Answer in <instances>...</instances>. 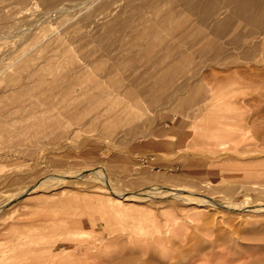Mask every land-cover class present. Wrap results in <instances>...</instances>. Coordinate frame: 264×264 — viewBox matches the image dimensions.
Returning <instances> with one entry per match:
<instances>
[{
    "label": "rangeland",
    "instance_id": "obj_1",
    "mask_svg": "<svg viewBox=\"0 0 264 264\" xmlns=\"http://www.w3.org/2000/svg\"><path fill=\"white\" fill-rule=\"evenodd\" d=\"M51 1H0V35L6 31L0 37V57L4 56L0 76L6 70L13 73L11 62L18 56L25 54L19 62L26 64L0 84L21 85L8 89L11 94L2 97L1 105L7 102L12 107L19 95L25 104L12 112L6 123L9 130L4 131L10 132V138L0 142V149L8 153L0 156V254L6 255L0 264H80L63 257L75 250L74 256H88L84 264H264V33L250 36L245 50L239 46L242 43H228V37L212 44L197 40L187 48L171 41L170 24L165 27L158 21L169 14V1L158 11L136 12L135 27L125 30L109 26L114 17H127L120 0L100 8L98 16L104 17L96 24L86 21L84 12L101 0ZM184 13L178 11L175 18L197 16ZM249 27L244 24L238 30ZM195 29L211 34L202 23L190 31ZM145 30L152 33L148 42L138 37ZM153 31L165 41L154 39ZM151 41L155 50L148 47ZM219 45L232 51L231 56H216L213 51ZM168 46L188 51L197 47L190 60L160 57L163 64L170 61L178 67L163 92L161 72L156 70L153 76L146 71L157 66L148 62L147 54L151 49L152 54H161ZM145 86L151 87L147 93L142 92ZM176 91L179 94H172ZM28 98L40 102L29 115ZM60 98L68 100L59 102ZM50 113L55 120L47 126L42 118ZM176 135L177 144L172 141ZM244 173L251 176L240 177ZM155 184L190 189L209 202L170 205L160 198H133L118 203L119 196L108 187L136 192ZM30 186L39 190L19 193ZM211 198L239 207L222 206ZM26 233L39 238H28ZM127 234L133 236L129 241ZM85 239H97L99 246L89 248L87 254L85 246L76 249V243ZM31 241L36 249L30 247Z\"/></svg>",
    "mask_w": 264,
    "mask_h": 264
},
{
    "label": "bare ground",
    "instance_id": "obj_2",
    "mask_svg": "<svg viewBox=\"0 0 264 264\" xmlns=\"http://www.w3.org/2000/svg\"><path fill=\"white\" fill-rule=\"evenodd\" d=\"M1 1V0H0ZM49 4H51L52 3V1L51 0H46ZM82 1H84V0H82ZM88 1V0H87ZM165 1H169V3H171L170 4V7H167V8H170L168 11H169V14L166 16V15H164V17L163 18H161V19H159L158 21H159V23H161V24H163V25H165V27H168L166 24H170L171 26H170V28H167L168 29V32L169 33H172L174 36H173V38L171 39V41L173 42V43H177V45H182L181 44V42L183 43V45H185V44H187L188 45V47L187 48H192V46H194V44L197 42V40H203L205 43H209V42H211V44L212 43H216V42H219L220 40L219 39H221V38H223V37H228V39H227V42L228 43H242V44H239V46L241 45V48L243 47V50H245L246 49V41H247V39H249V37L250 36H252V35H254L255 33L257 34V33H264V0H120V3H119V7H121V11H122V13H127V17H125V19L124 20H120V18H119V16H117V17H114L110 22H109V26L110 27H112V28H116V29H124L125 30V28L126 27H131L132 29L135 27V25H134V21H132V18H133V16H134V14L136 13V12H138V11H141V10H143V9H155L156 11H158L159 10V8H160V6L165 2ZM97 2V1H96ZM78 3V2H77ZM80 3H81V0H80ZM87 3V2H86ZM110 3V0H101V1H99V3L97 2L96 4H91V5H89L88 6V8H87V10H86V12H84V13H86L85 15H84V19H86V21L88 20L89 21V23H92V22H97L98 21V23H100L99 22V20L102 18L103 19V17L104 16H98V14L100 13V12H98L99 10H100V8L101 9H104V6H105V4L107 5V4H109ZM85 4V3H84ZM84 4L82 5V6H84ZM80 5V4H79ZM80 5V6H81ZM97 5H98V7H97ZM121 5V6H120ZM62 6H64V7H66L65 5H62ZM178 6H179V8H178ZM28 7V6H27ZM97 7V8H96ZM56 8H58V7H56ZM61 8V7H60ZM73 8V11H74V9H78V8H74V7H72ZM79 8H81V7H79ZM94 8H96V9H94ZM48 9V8H47ZM68 9V8H67ZM165 9V10H166ZM179 9V10H178ZM23 10V9H22ZM50 10V9H49ZM60 10V9H59ZM62 10V9H61ZM69 10V9H68ZM117 10V9H116ZM115 10V11H116ZM164 10V11H165ZM182 11V12H185L184 14H186V13H188V12H191V13H195V14H197V16L195 17V18H193V19H176L175 18V13H177L178 11ZM46 11V10H45ZM57 11V10H56ZM114 11V12H115ZM164 11H162V12H164ZM188 11V12H187ZM26 12V11H25ZM57 12H60V11H57ZM71 12H72V9H71ZM113 12V11H112ZM112 12H111V14H112ZM73 13V12H72ZM79 13H81V11L79 12ZM78 13V14H79ZM77 14V13H76ZM102 14V13H101ZM110 14V13H109ZM80 15V14H79ZM106 11H105V17H106ZM10 16V15H9ZM181 16V15H180ZM45 17H48V16H46V14H45ZM70 17V16H69ZM75 17H76V15H75ZM74 17V18H75ZM159 17V16H158ZM9 18H11V17H9ZM8 18V19H9ZM73 18V19H74ZM109 19L111 18V17H108ZM107 18V19H108ZM12 19V18H11ZM71 19V18H70ZM70 19L68 20V22L70 21ZM75 19H77V17L75 18ZM141 19V18H140ZM43 20V19H42ZM65 20V19H64ZM72 20V19H71ZM74 21V20H73ZM3 22V21H2ZM38 22V21H37ZM65 23H67L66 21H65ZM70 23V22H69ZM68 23V24H69ZM72 23V22H71ZM93 23V24H94ZM158 23V22H157ZM157 23H154V25L155 24H157ZM199 23L201 24H205L206 26H209L210 28H211V30H210V32H211V34H209L207 31H204V30H196L195 29V31H190V29H192V28H195V27H197V25H199ZM2 24V23H1ZM60 24V23H59ZM96 24V23H95ZM246 25V24H249V25H251V27H249V30L247 31V30H245L244 32H243V30H238V29H240L243 25ZM50 25H52V24H50ZM63 25V24H62ZM67 25V24H66ZM65 25V26H66ZM70 25V24H69ZM73 25V24H72ZM159 25V24H158ZM163 25H159V27L161 26H163ZM36 26V25H35ZM89 26V25H88ZM70 27V26H69ZM79 27V26H78ZM90 27V26H89ZM92 27V26H91ZM160 27V28H161ZM164 27V26H163ZM162 27V28H163ZM26 28V27H25ZM53 28V27H52ZM56 28H58V27H56ZM62 28H64V26L62 27ZM62 28L60 29V30H62ZM77 28V27H76ZM151 28H154V26L153 27H151ZM160 28H159V31H160ZM18 29V28H17ZM16 29V30H17ZM26 29H28V28H26ZM31 29H32V27H31ZM33 29H35V28H33ZM67 28H65V29H63V30H66ZM87 29V28H86ZM156 29H158L157 27H156ZM15 30V32L17 33L18 31H16ZM22 30L23 29H21V32H22ZM55 30V29H54ZM59 30V29H58ZM89 30V29H88ZM150 30V29H149ZM154 30H155V28H154ZM165 30V29H164ZM12 31V30H11ZM24 31V30H23ZM27 31V30H26ZM26 31H24V32H26ZM73 31H74V29H73ZM166 31V30H165ZM4 32H6V31H4ZM4 32L2 33V35L4 34ZM8 32V31H7ZM10 32V31H9ZM13 32H14V29H13ZM21 32H19L18 34L20 35V33ZM55 32V31H54ZM152 32V31H151ZM156 32H158V30L156 31ZM154 33V31H153V37H154V39H156V38H158V39H161L163 42L165 41L164 39H163V37H162V34H160V33ZM71 33H72V31H71ZM84 33H86V32H84ZM25 34H27V33H24V35H23V37L25 36ZM30 34V33H29ZM28 34V37H30V35ZM70 34V33H69ZM2 35H0V37H3ZM10 35V34H9ZM16 34H14V35H12V37L13 36H15ZM50 35H53V33L52 34H50ZM127 35V33L125 34V36ZM152 36V33H150V32H148L147 30H145L144 32H142V33H140V36H138V37H140L141 39L142 38H145V41H146V39H147V42H148V39H150V37L149 36ZM163 35H165V34H163ZM169 35H171V34H169ZM7 36H8V34H7ZM11 36V35H10ZM67 36V35H66ZM260 36V35H259ZM259 36H257V37H259ZM27 37V36H26ZM27 37V38H28ZM74 37V36H73ZM76 37V36H75ZM81 37V36H80ZM84 37H86V36H84ZM21 38V37H20ZM25 38V37H24ZM77 38V37H76ZM152 38V37H151ZM255 38V37H254ZM253 38V39H254ZM22 39V38H21ZM78 39V38H77ZM120 39H122V41H123V38H119L118 40H120ZM140 39V40H141ZM165 39H166V37H165ZM170 39V38H169ZM252 39V40H253ZM262 39H263V41H264V34H263V37H262ZM24 40H26V39H24ZM23 40V41H24ZM69 40V39H68ZM76 40V39H75ZM153 40V39H152ZM161 40L159 41L160 43H161ZM223 40H225V39H223ZM251 40V41H252ZM257 40V39H256ZM16 41H17V39H16ZM19 41V40H18ZM138 41V40H137ZM143 41V40H142ZM154 41V40H153ZM202 41V44H204V42ZM40 42V41H39ZM38 42V43H39ZM75 42V41H74ZM120 42V41H119ZM18 43V42H17ZM113 43V42H112ZM150 44V46H148L149 48L152 46V48L154 47V50H155V46L153 45L154 44V42H149ZM160 43H155V45H156V48H157V46L158 45H160ZM167 43H169V42H167ZM19 44V43H18ZM166 44V43H165ZM21 45V44H20ZM19 45V46H20ZM111 45V44H110ZM118 45V44H117ZM128 45V44H127ZM130 45V44H129ZM136 45V44H135ZM140 45V44H139ZM168 45V44H167ZM199 45H201V42L199 43ZM233 45V44H232ZM17 46V45H16ZM15 46V47H16ZM116 46V45H115ZM137 46V45H136ZM136 46H134V47H136ZM231 46V45H230ZM35 47V46H34ZM34 47H32V48H34ZM197 46H195L194 47V49L196 48ZM127 48V47H126ZM126 48H124V49H122V52H123V50H125ZM170 48V49H169ZM175 48V47H174ZM187 48L185 49V48H178L177 47V49H173V47L172 46H168L167 47V49L163 52V53H161V54H157V55H154V54H152V52H153V49H149V51H151V54H150V52L148 53V51H147V56H148V62H151L152 64L151 65H157L156 67H155V70L154 71H151V70H146L147 71V73L148 74H150V75H153V73H155V72H157L156 70H158V72H161V74H162V76H163V78H164V80H163V84H162V91L163 92H166V90H167V88H165L167 85H168V82L169 81H172V79L171 78H173L172 77V75L173 74H175V72H177V69H178V67L177 66H174L173 64H171V62L169 61V63H167V62H165L164 64L160 61V57L161 56H165V57H168V58H172V59H176V58H178V57H183V58H181V59H185V60H187V59H189L190 60V54H191V51H193L194 49H192V50H190V51H188L187 50ZM240 48V49H241ZM11 49H13V48H11ZM10 49V50H11ZM16 49V48H15ZM15 49H13V51L15 50ZM261 49V48H260ZM32 50V49H31ZM120 50V49H119ZM146 50V49H145ZM206 50H207V48H206ZM212 50V49H211ZM226 50V49H225ZM224 49H223V46L222 45H219V46H217V48H214V51H213V53H216L215 55L216 56H218V55H220V54H222L223 56H231V54H232V51H225ZM161 51V50H160ZM160 51H159V53H160ZM201 51V50H200ZM8 52V51H7ZM28 52H30L29 50H28ZM27 52V53H28ZM118 52V51H117ZM162 52V51H161ZM195 52V51H194ZM14 53V52H13ZM26 53V54H27ZM236 53V52H235ZM6 54V53H5ZM10 54H12V53H10ZM101 54V53H100ZM261 54H263V52L261 53ZM133 55H135V54H133ZM132 55V56H133ZM139 55V54H138ZM193 55V54H192ZM191 55V56H192ZM241 55H242V52H241ZM8 56V55H7ZM21 56H25V54H23V55H21ZM21 56H18L20 59L22 58ZM109 56V55H108ZM126 56V55H125ZM124 56V57H125ZM235 56V55H234ZM2 57L4 58V56L2 55ZM2 57H0V60H1V58ZM9 57V56H8ZM7 57V58H8ZM139 57V56H138ZM143 57V56H142ZM142 57H141V59H142ZM89 58H90V56H89ZM120 58V57H119ZM137 58V57H136ZM193 58V57H192ZM238 58V57H237ZM20 59H15L16 61H13V62H11L12 63V65H11V67H12V69H13V73H11V71H8V70H6V71H4V74L2 75V76H0V84H2V82H4V81H6V80H8L11 76L12 77H14V75L15 74H17V73H19V72H21V70L22 69H24V67L26 66V64H24V63H21V62H19V61H21ZM28 59V58H27ZM143 59H145V56H144V58ZM4 60V59H3ZM121 60V59H120ZM131 60V59H130ZM180 60V59H179ZM139 61V60H138ZM146 61H147V59H146ZM242 61V60H241ZM128 62V61H127ZM147 62V63H148ZM172 62H173V60H172ZM2 63V62H1ZM114 63V62H113ZM117 63H119L118 61H117ZM131 63H134V62H131ZM112 64V63H111ZM120 64V63H119ZM124 64V63H123ZM123 64H121V65H123ZM150 64V63H149ZM9 65V64H8ZM125 65V64H124ZM129 65H130V63H129ZM137 65V64H136ZM1 66V65H0ZM3 66V65H2ZM113 66V65H112ZM8 67V66H7ZM116 67L118 68V64L116 65ZM123 67V66H122ZM127 67V66H126ZM129 67V66H128ZM141 67H142V65H141ZM3 68V67H2ZM159 68V69H158ZM4 69H6V68H4ZM114 69H116V68H114ZM122 69H124V67L122 68ZM150 69V68H149ZM46 69H44L43 70V74H47V72H44ZM113 70V69H112ZM125 70H126V68H125ZM1 71H3V69L1 70ZM0 71V72H1ZM137 71V70H136ZM135 71V72H136ZM139 71H141V70H139ZM143 72H144V69L142 70ZM109 72V71H108ZM113 72V71H112ZM111 72V73H112ZM126 72V71H125ZM105 73V72H104ZM124 73V72H123ZM131 74V73H130ZM135 74V73H134ZM139 74V73H138ZM137 74V75H138ZM140 74H143L142 72L140 73ZM24 76H26V75H24ZM43 75H41V77H42ZM132 76V75H131ZM143 76V75H142ZM154 76V75H153ZM40 77V78H41ZM103 77V76H102ZM106 77V76H105ZM139 77V76H138ZM151 77V76H150ZM171 77V78H170ZM135 79V78H134ZM137 79V78H136ZM135 79V80H136ZM145 80V79H144ZM129 81H130V79H129ZM155 81V80H154ZM131 82H132V80H131ZM135 82H137V80L136 81H134V83ZM157 82V81H156ZM133 83V84H134ZM139 83V82H138ZM172 83V82H171ZM140 84V83H139ZM146 84V83H145ZM132 85V84H131ZM136 85V84H135ZM141 85V84H140ZM149 85V84H148ZM4 86V87H3ZM2 87L0 86V103L2 104V102L3 101H1V99H2V97L5 95H8V94H11V93H8L9 91H8V89H11L12 91L15 89V88H19V87H21V85H16V82H11V83H8V84H6V85H3ZM47 87V86H46ZM45 87V88H46ZM146 87V86H145ZM144 87V88H145ZM148 87V86H147ZM146 87V88H147ZM151 87H152V85H151ZM150 86H149V88H147V89H145V91H143L142 90V92L144 93H147V90H151L150 88H151ZM138 88V87H137ZM8 91V92H7ZM161 91V92H162ZM11 92V91H10ZM160 92V93H161ZM172 94H179V92H173ZM32 95H33V93H32ZM51 95V93H49V94H47L46 96H45V98L46 99H49V96ZM177 96V95H176ZM23 97V96H22ZM13 98H15V97H13ZM20 98V101L18 100ZM3 99H4V97H3ZM2 99V100H3ZM30 101L29 102H27L26 103V105L29 103L31 106L29 107V111L27 112V115H29V113H34L36 110H34L35 108H36V105L37 104H40V102H38L37 101V99L35 100V99H31V98H28ZM61 99V98H60ZM59 99V100H60ZM23 100V99H22ZM25 100H26V98H25ZM42 100H44V97H43V99ZM67 98L66 99H64L63 100V98L59 101V102H67ZM28 101V100H27ZM13 102V101H12ZM22 101H21V96L19 95V96H17V98H15V100H14V102L12 103V107H14V108H16V110H11V106H10V104L8 105L7 104V102H5L6 103V105H5V103L3 104V105H1L0 104V142H1V138H2V140L3 139H9L10 137L8 136V135H10V132H8L7 131V135H5L4 134V131L5 130H9V126L6 124V123H8V122H10L11 121V118H13V116L11 115L12 114V112H17V111H19V109H21L22 107H24L25 106V104H22L21 103ZM26 102V101H25ZM46 102V101H45ZM51 102V101H50ZM169 105L170 104H168V107H169ZM39 106V105H38ZM43 106V105H42ZM46 106V105H45ZM49 106V105H48ZM162 106V105H161ZM160 106V107H161ZM58 107V106H57ZM60 107V106H59ZM163 107H164V105H163ZM43 108V107H42ZM53 108V107H52ZM41 109V108H40ZM21 112V111H20ZM49 113V112H48ZM26 114V113H25ZM26 115V116H27ZM53 115H54V113H50V115H43V118H42V121H45L46 120V122L48 123L47 124V126H49L50 124L49 123H51V121L52 120H55V118L53 117ZM95 114H93V116H94ZM189 115H190V113H189ZM17 117V115H15L14 116V118H16ZM19 117V116H18ZM20 118V117H19ZM92 118V116L90 117V118H88V119H91ZM65 120H67L66 118H65ZM132 127V126H131ZM131 127H130V129H131ZM51 129V128H50ZM47 130V129H46ZM45 133H46V131H44ZM49 133H51V131L49 132ZM48 133V134H49ZM52 134V133H51ZM50 135V134H49ZM136 138V137H135ZM172 141H173V143H176L178 140H179V137H178V135H176V136H174V137H172ZM132 140V139H131ZM36 141V140H35ZM35 141L33 140V142L35 143ZM3 143H4V140L2 141ZM32 142V143H33ZM33 143V144H34ZM224 143V142H223ZM6 144V143H5ZM113 144V143H112ZM177 144V143H176ZM36 145V144H35ZM37 145H38V143H37ZM6 146V145H5ZM0 147H3V146H0ZM32 147V146H31ZM34 147H36V146H34ZM33 147V148H34ZM28 148H30V147H28ZM37 148V147H36ZM32 149V148H31ZM35 149V148H34ZM3 149L1 148L0 149V156H2V155H7L8 153H6L7 151L6 150H4V151H2ZM33 150V149H32ZM102 167V166H101ZM100 170V169H99ZM98 169H95V171L97 172V174H98V176H100L101 178H103L106 182L107 181H109L108 180V176H105V174H103V172H100ZM231 175H234V173H232ZM230 175V176H231ZM255 175H257L258 176V174L257 173H255ZM248 176H251V174L250 173H244V174H241L240 175V177H243V178H245V177H248ZM109 183V182H108ZM156 185V184H155ZM148 186V187H144V188H141L139 191H132V192H126V191H123L122 189H120V188H115L114 186H109L108 185V187H109V189H110V191H112V193L114 192V193H116L118 196H119V201L117 200V202L119 203V202H122V203H125V202H123L124 200H127V199H133V198H144V199H153V198H160V199H164V200H169V201H171L170 202V205H172L173 204V202L174 203H177V202H179V203H196L197 204V201H201V202H209V198H207V197H204V195H201V194H197L195 191H193V190H190V189H183V188H174V187H164V186H161V185H156V186ZM37 190H39V188L37 187V186H30V187H26V188H24V189H21L20 191H19V193H21V194H25V193H32V192H34V191H37ZM109 197V196H108ZM112 198H114V195H113V197ZM98 199H100L99 197H98ZM102 199V198H101ZM115 199H116V197H115ZM114 200V199H113ZM112 200V201H113ZM211 200V202H214V203H219V204H221L222 206H227V205H233V206H237V207H239V204H237V203H227V202H220V200H217V199H210ZM173 201V202H172ZM192 201V202H191ZM196 201V202H195ZM106 203L107 202H105V201H103V199L101 200V204H102V206L103 205H105L106 206ZM113 204L114 203H116V201H113L112 202ZM218 204V205H219ZM108 205H112V204H109L108 203ZM114 206V205H113ZM113 206H111V207H113ZM108 207V206H107ZM111 207H109V208H111ZM115 207V206H114ZM108 208V209H109ZM251 208H254L255 210H257V207H255V206H253V207H251ZM113 208H111V210H112ZM103 210H106V208L104 209L103 208ZM178 218V216H175V219H177ZM19 225V224H18ZM23 229V228H22ZM20 230V229H19ZM116 230H118V228L116 229ZM3 231V230H2ZM10 231H12V230H10ZM15 231H16V229H15ZM110 231V230H109ZM18 232H20V231H18ZM24 232V231H23ZM22 232V233H23ZM111 232V231H110ZM122 233V232H121ZM27 234V233H26ZM29 234V233H28ZM28 234H27V237H28ZM104 234V233H103ZM124 234V233H123ZM128 236H127V239H128V237H130V238H132L133 236H129V234H127ZM14 236V235H13ZM22 236H25V235H22ZM21 236V237H22ZM31 235H29V237H30ZM103 236V235H102ZM115 236H117V234L115 235ZM26 236H25V238H27ZM28 237V238H29ZM31 237H34V238H39V237H37V236H31ZM30 237V238H31ZM76 237V236H75ZM105 237V236H104ZM103 237V238H104ZM124 237V236H123ZM8 238V237H7ZM14 238V237H13ZM13 238L12 239H8L9 241L8 242H10V240H13ZM16 238V237H15ZM24 238V239H25ZM34 238L33 239H31V240H34ZM105 238H107V237H105ZM104 238V239H105ZM115 238V237H114ZM121 238V237H120ZM77 239V238H76ZM78 239H80V238H78ZM103 239V240H104ZM108 240H109V238H107ZM117 239V238H116ZM115 239V240H116ZM17 240V239H16ZM30 241V239H27V241ZM37 239H35L34 241H36ZM86 240V239H85ZM97 240V239H96ZM96 240H86V241H80L79 243L77 242L76 244H77V246H76V249H77V247L79 248V249H81L83 246H85L86 248H84V251H86V254H87V252H89V248H93L94 247V249H95V247H98L99 245H98V242L96 241ZM99 240H100V238H99ZM111 240V239H110ZM113 240V239H112ZM119 240V239H118ZM126 240V239H125ZM135 239H133V241H134ZM138 240V239H137ZM137 240H135V242H137ZM101 241V240H100ZM128 241H129V239H128ZM15 241H13L12 242V244L14 243ZM17 242H19V243H17L18 245L21 243V245H23V243H22V241L21 240H17ZM24 242H26V239H25V241ZM32 242V241H31ZM30 242V243H31ZM103 241H101V242H99L100 244H103L102 243ZM113 242V241H112ZM116 243H117V241H115ZM119 242V241H118ZM132 242V241H131ZM138 242H140V241H138ZM33 244L31 245L30 244V247H35L36 246V243L34 244V242H32ZM105 243V242H104ZM110 243H111V241H110ZM11 244V243H10ZM11 244V245H12ZM16 244V243H15ZM14 244V245H15ZM25 245V244H24ZM26 245H28L29 246V244H26ZM35 245V246H34ZM101 246V245H100ZM104 246V245H103ZM14 247H17V248H19L18 246H14ZM25 247V246H24ZM32 247V248H33ZM25 248H27V246L25 247ZM25 248H21V250L22 249H25ZM101 248V247H100ZM16 249V248H15ZM28 249H29V247H28ZM31 249V248H30ZM34 249H36V247L34 248ZM33 249V250H34ZM66 249L67 248H65L64 249V251H66ZM78 249V250H79ZM86 249V250H85ZM13 250V249H12ZM18 250H20V249H17V253L16 254H18ZM77 250V251H78ZM14 251V250H13ZM23 251H24V253H23ZM22 251V253L23 254H27L28 252H26L25 253V250H23ZM130 251H133V250H130ZM29 252H32V251H29ZM34 252H36V250H34ZM80 252V251H79ZM11 253H14V252H10V254L9 255H12ZM22 253H20V254H22ZM74 253H76V250L74 251V252H72V251H70V253H67V252H64V255H63V257H72V259H75L76 260V262L77 263H80V264H84V263H87V258H88V256H82V258L79 256V255H75L74 256ZM78 253V252H77ZM23 254L21 255L22 257H23ZM34 254V253H33ZM99 254V253H98ZM8 255V258L10 257ZM81 255V254H80ZM100 255V254H99ZM14 256V255H13ZM16 257H19L20 255L18 254V255H15ZM25 256V255H24ZM28 256V255H27ZM79 256V257H78ZM76 257H77V259H76ZM5 258H6V255H3V254H0V262H2V261H4L5 260ZM90 258V257H89ZM20 259H21V257H20ZM24 259H26V258H24ZM69 259H71V258H69ZM18 262V261H17ZM25 262H26V260H25ZM27 262L29 263V260H28V258H27ZM73 263H74V261H72ZM123 262V261H122Z\"/></svg>",
    "mask_w": 264,
    "mask_h": 264
}]
</instances>
